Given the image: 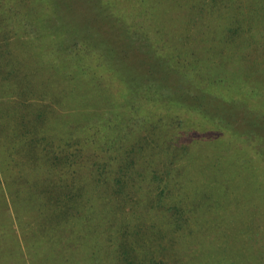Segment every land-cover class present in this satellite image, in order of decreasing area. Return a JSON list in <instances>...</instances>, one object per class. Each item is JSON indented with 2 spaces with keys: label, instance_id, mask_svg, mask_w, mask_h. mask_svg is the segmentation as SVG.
<instances>
[{
  "label": "rangeland",
  "instance_id": "374dc122",
  "mask_svg": "<svg viewBox=\"0 0 264 264\" xmlns=\"http://www.w3.org/2000/svg\"><path fill=\"white\" fill-rule=\"evenodd\" d=\"M0 264H264V0H0Z\"/></svg>",
  "mask_w": 264,
  "mask_h": 264
}]
</instances>
